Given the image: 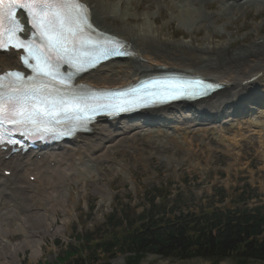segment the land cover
<instances>
[{"label": "bare ground", "instance_id": "1", "mask_svg": "<svg viewBox=\"0 0 264 264\" xmlns=\"http://www.w3.org/2000/svg\"><path fill=\"white\" fill-rule=\"evenodd\" d=\"M81 1L90 8L98 29L127 42L135 53L134 59L110 63L84 77L83 83L100 88L123 87L164 69L200 75L225 88L193 106L173 105L159 110L150 115L152 119L101 122L91 135L78 138L71 145L24 157L12 156L8 161L4 159L8 154L0 156L1 169L12 172L10 178L0 172V264L19 263L20 253L26 250L31 259L40 257L45 239H55L63 229L58 213L72 216L79 199L72 195L74 188L91 176L93 191L105 197L107 180L102 163L112 164V171L122 174L126 166L122 162L116 164L111 157L119 155L120 150L136 151L139 137L156 139L163 146L172 138H181L183 147L190 152L194 142L190 136L199 135L201 143L206 144V137L217 130V125L235 118L234 111L251 109L252 105L260 107L258 99L264 97V38L228 52L229 40L216 43L224 30L215 25L221 18L246 14L251 8L263 9L264 0H167L166 4L152 0L159 12L167 10L169 20L165 26L173 21L189 31L204 29L207 45L195 48L191 42H176L164 36L161 28L153 26L156 13H139L144 0ZM213 2L220 4L218 10L207 13ZM132 19L140 22L132 24ZM262 25H256L257 34ZM17 60L16 54L0 55V73L17 69ZM261 113L263 122L255 126L260 133L264 127V111ZM146 128L154 130L145 134ZM30 177H35V182L31 183Z\"/></svg>", "mask_w": 264, "mask_h": 264}, {"label": "rangeland", "instance_id": "2", "mask_svg": "<svg viewBox=\"0 0 264 264\" xmlns=\"http://www.w3.org/2000/svg\"><path fill=\"white\" fill-rule=\"evenodd\" d=\"M161 1L167 3V0ZM142 3L139 13H156L153 26L161 28L164 36L176 42H191L194 48L207 45L203 28L189 31L187 27H181L173 21L165 26L169 20L167 10L163 8L159 12L152 0H144ZM207 8L209 9L206 10L207 13L215 12L219 8V3L214 2ZM239 14L221 18L215 23L224 30L222 36H217L216 43L223 44L229 40L228 52L240 49L242 45L247 46L252 40L264 38V27L259 34L254 31L256 25H264V8L261 10L251 8L248 13ZM130 22L138 24L140 20L132 19ZM115 25L120 26V23L115 22ZM262 101L264 106V99ZM257 113L250 112L241 119L237 118L239 121L231 125L217 127V131L209 134L206 137V144L202 146H200L202 139L199 136L192 137L193 148L189 154L181 147L183 141L180 138H172L163 146L156 139L150 141L139 137L136 151L121 150L119 155L111 157L116 164L122 162L126 166L122 174L113 172L112 164L102 163V172L107 180L106 196L103 197L93 191L91 179L93 177L80 181L78 188L73 187L72 195L79 199L76 200L72 216L66 217L61 212L57 215L59 226L62 227V224L64 226L55 240L46 238L42 255L36 260L31 259L30 251L20 253V262L16 264H57V258L62 256L66 247L72 246L78 235L85 236L92 232L94 227L103 224L112 213L123 212L124 215H129L132 221L136 220L139 214L145 213L149 209L147 195L153 194L152 189H156L160 197L166 198L165 201L159 202V197L157 205L165 204L175 213L198 212L212 205L222 208L224 204L219 202L221 196L217 190H223L224 197L227 198L229 192L242 191L246 186L251 189L252 195H257L250 200L248 207L251 209L264 207V127L260 133L258 129L247 124L254 121L261 125V120L258 119L260 115ZM151 130L153 129H145L147 133ZM227 130H240V134L227 133ZM233 197L234 195L230 196L225 204ZM111 264H125V257L118 256L111 260ZM141 264L211 263L199 259L180 262L147 255ZM220 264L234 262L226 260Z\"/></svg>", "mask_w": 264, "mask_h": 264}, {"label": "snow or ice", "instance_id": "3", "mask_svg": "<svg viewBox=\"0 0 264 264\" xmlns=\"http://www.w3.org/2000/svg\"><path fill=\"white\" fill-rule=\"evenodd\" d=\"M18 10H22L20 15L34 31L21 23ZM25 32L29 35L22 38L20 34ZM100 35L90 22L87 6L80 0H0V49L22 48L27 55L21 59L33 73L28 83L20 72L0 76V143L5 134L10 136L13 132L27 136L54 132L51 125L60 123L61 116L85 111L82 98L71 91L73 72L65 75L60 69L67 64L78 73L95 66L102 57L124 54L109 49L110 42H102ZM205 87L218 85L205 86L203 81L169 84L160 95L168 99L203 96ZM108 107L128 110L122 103Z\"/></svg>", "mask_w": 264, "mask_h": 264}, {"label": "trees", "instance_id": "4", "mask_svg": "<svg viewBox=\"0 0 264 264\" xmlns=\"http://www.w3.org/2000/svg\"><path fill=\"white\" fill-rule=\"evenodd\" d=\"M248 200V195L237 192L223 211L207 208L175 215L167 205H155L152 197L147 213L133 221L126 216V224L114 214L108 221L111 233L106 234L108 225L97 228L79 248L68 247L59 263L111 264L124 256L125 264H141L145 256L155 255L180 262L264 264V208H241Z\"/></svg>", "mask_w": 264, "mask_h": 264}]
</instances>
